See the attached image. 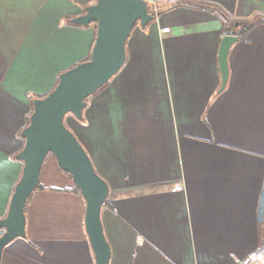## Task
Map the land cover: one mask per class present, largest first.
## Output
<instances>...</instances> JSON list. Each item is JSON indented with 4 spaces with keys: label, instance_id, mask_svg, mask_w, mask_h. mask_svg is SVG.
<instances>
[{
    "label": "crops",
    "instance_id": "crops-1",
    "mask_svg": "<svg viewBox=\"0 0 264 264\" xmlns=\"http://www.w3.org/2000/svg\"><path fill=\"white\" fill-rule=\"evenodd\" d=\"M95 2L0 0V220L21 176L30 101L87 60L95 27L70 21ZM147 2L156 18L132 31L122 69L81 122L65 119L109 186V264H251L264 250V24L231 46L219 92L223 21L198 5L248 21L264 19V0ZM38 185L25 236L0 264H94L85 203L52 157Z\"/></svg>",
    "mask_w": 264,
    "mask_h": 264
},
{
    "label": "water",
    "instance_id": "water-1",
    "mask_svg": "<svg viewBox=\"0 0 264 264\" xmlns=\"http://www.w3.org/2000/svg\"><path fill=\"white\" fill-rule=\"evenodd\" d=\"M153 22L147 0H96L70 23L95 25L96 35L90 59L65 71L56 87L44 98L32 102L28 125L20 136L24 141L15 160L22 164L6 217L0 220V257L11 242L25 236V207L36 190L41 169L51 156L58 169L67 174L85 203L84 228L94 264H109L111 251L101 223L103 204L109 195L108 184L97 174L87 152L66 127L65 119H83L87 100L104 88L126 62V44L132 31L145 29ZM237 37L221 39L218 63L221 77L219 92L227 83V57Z\"/></svg>",
    "mask_w": 264,
    "mask_h": 264
},
{
    "label": "trees",
    "instance_id": "trees-1",
    "mask_svg": "<svg viewBox=\"0 0 264 264\" xmlns=\"http://www.w3.org/2000/svg\"><path fill=\"white\" fill-rule=\"evenodd\" d=\"M198 7L200 8V10H204V11L210 12V13L214 14L215 16L219 17V19H221V20L223 21L222 32H223L226 36L237 37L239 40L244 39V38L247 36V34L249 33V31H250L251 29H253L256 25H258V24H260V23L264 24V19H262V18H253L252 20H248V21H232V20L228 17V15H227L222 9H220V8H218V7H215V6H213V5H198ZM150 14L152 15V17H153V21H154L155 18H156V15L153 13L152 9H150ZM231 21H232V22H231ZM93 26L95 27V25H93ZM95 35H96V27H95ZM94 39H95V38H94ZM93 44H94V41H93ZM92 47H93V45H92ZM91 50H92V48H91ZM90 54H91V51H90ZM90 54H89L87 60H85L84 62H86V61H88V60L90 59ZM77 65H78V64H77ZM75 66H76V65H75ZM75 66H74V67H75ZM57 83H58V79H57V82H56L54 88L56 87ZM54 88H53V89H54ZM53 89H52V90H53ZM102 89H103V88H102ZM102 89H101V90H102ZM52 90H51V91H52ZM101 90H99L98 92H100ZM51 91H50V92H51ZM50 92H49V93H50ZM98 92H97V93H98ZM49 93H48V94H49ZM97 93H96V94H97ZM48 94H46V95H48ZM46 95H45V96H46ZM45 96H42V97H36V98H34V99H31V101H30V102H31V111L29 112V115H28L27 118H26L25 127H27V125H28V119H29V117H30V115H31V113H32V102H33V100H36V99H42V98H44ZM92 97H93V96H92ZM92 97H90L86 102H88ZM25 127H24V128H25ZM23 144H24V141H23ZM49 157H51V156H49ZM37 189H39V185L37 186L36 190H37ZM72 192H73L74 194L80 196L79 191H78L75 187H73ZM31 196H32V195H31ZM31 196L29 197V199H28V201H27V204H28V202H29ZM27 204H26V205H27ZM106 206H108V201H107V200H106L105 203L103 204L102 209L105 208ZM25 210H26V207H25ZM0 232L2 233L3 230L0 229Z\"/></svg>",
    "mask_w": 264,
    "mask_h": 264
},
{
    "label": "rangeland",
    "instance_id": "rangeland-1",
    "mask_svg": "<svg viewBox=\"0 0 264 264\" xmlns=\"http://www.w3.org/2000/svg\"><path fill=\"white\" fill-rule=\"evenodd\" d=\"M152 8V6L150 5ZM155 11V9H152ZM251 264H264V250L255 253L251 258Z\"/></svg>",
    "mask_w": 264,
    "mask_h": 264
},
{
    "label": "built area",
    "instance_id": "built-area-1",
    "mask_svg": "<svg viewBox=\"0 0 264 264\" xmlns=\"http://www.w3.org/2000/svg\"><path fill=\"white\" fill-rule=\"evenodd\" d=\"M162 33L165 34V33H168V29H165V30H162ZM181 187L180 186H177L174 190H180Z\"/></svg>",
    "mask_w": 264,
    "mask_h": 264
}]
</instances>
